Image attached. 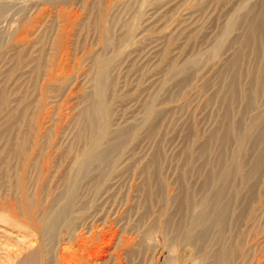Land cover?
Wrapping results in <instances>:
<instances>
[{
  "label": "rangeland",
  "instance_id": "rangeland-1",
  "mask_svg": "<svg viewBox=\"0 0 264 264\" xmlns=\"http://www.w3.org/2000/svg\"><path fill=\"white\" fill-rule=\"evenodd\" d=\"M183 1L77 0L72 3H53L50 0H0V3L5 2L7 6L0 18V35L4 38L3 46H0V124H5L8 117H11L10 121L17 123V126H13V132L16 133L18 124L25 129L31 117L33 134L44 144L47 143L46 148L34 147L31 151L27 166L28 193L32 195L39 190L37 182L45 184L40 177V167L51 164L52 161L44 159L54 160L55 164L67 151L69 159L73 155L75 158L80 156L78 149L73 147L76 134L83 126L82 114L88 112L83 116L86 120L90 117L89 106L92 100L97 99L94 88L100 80L92 69L95 55L105 61V66L109 64L107 66L110 68L107 67V70L111 73L110 80L115 79V87H107L106 82L100 93L103 98H99L101 102H109L112 97L117 101V104L111 106L113 110L109 115L112 118H108L110 131L126 128L131 124L139 127L146 124L138 137H118L124 143L125 155L118 167L121 170L117 169V178L107 181L104 187L107 193L103 198L89 201L87 195L84 199L87 205L84 201L82 204L85 208L79 211L75 208L74 213L80 219L76 233L62 230L60 238L51 246L57 258L63 254L66 260H70L68 258H74V254L79 252L78 257L85 256L89 264H100L102 259L98 255L102 253H97L105 250L103 256H108L106 264H176L178 261L175 258L169 262L170 251L162 243L155 225L163 222L167 216L173 217V221L177 220V202L173 200L180 190L181 173L190 171L189 181L193 190L199 194L198 198L204 192L200 189V177L213 164L214 148L210 149L211 154L205 161L207 164L196 162L197 170L193 168L194 165L192 170L185 167L183 153L191 145V139L187 137L191 127L194 126L199 139L203 140L216 130L220 114L228 104L227 78L223 76L225 72L218 71L226 62L230 48L223 54V46V55L216 61L208 57V53L213 50L217 41L225 40L222 41L225 45L233 37V33L225 34L220 29L223 21L217 25L214 22L210 24L209 21L218 11H213V15L209 12L203 14L185 11ZM99 10L103 11L100 18L103 20V27L96 29L94 21L98 20ZM203 19L206 22H202ZM128 31L131 32V41L122 43ZM238 32L241 33L239 30ZM230 45L240 47L238 41ZM253 66L255 65L250 59L240 65V74L243 75L239 78L241 85L246 86L258 75L251 74ZM176 83L180 85L177 86ZM91 97L94 99H90ZM149 102H152V108L161 113V116L146 122L144 116ZM243 104L241 98L234 101L231 119L241 112ZM23 106H28L27 117L20 119ZM148 131H153L151 137H146ZM6 135V131L1 132L0 151L6 148L3 147L5 140H2L3 136V139L7 138ZM154 150L162 152L159 175L163 178L162 181L165 180L163 188L166 187L164 191L168 201L170 200L168 203H163L165 200L167 202L164 191H161L160 199L147 202L142 188L144 176L141 171ZM248 158L249 156L245 158L246 161ZM6 163L9 164V161L2 162L0 166L5 167ZM10 163L15 167L13 161ZM201 165L205 167L204 170ZM54 168L55 166L52 169ZM0 182V197L3 199V207L0 209V264H6L19 247L29 248L35 245L30 234L40 233L35 232V227L27 216L21 215L16 208L18 199L12 192L14 188H11V183H4V180ZM2 185L6 186L7 192ZM51 185L52 195H55L60 189L55 183ZM151 190H154L153 187ZM257 191L261 200L259 199L260 203L258 199L255 200L252 206L258 211H255L254 217L239 222L232 231L238 237L236 242L244 244L242 255L235 261L236 264H264V172ZM164 204L167 209L163 207ZM42 205L44 208L41 206V209L49 206L45 202ZM38 215L37 212V224L41 227L43 219L39 220ZM90 215L93 216L89 219ZM84 217L86 222L90 221V225L87 223L84 226L85 223L81 220ZM189 222L190 220L184 223L185 228ZM147 229L151 231L149 236L145 235ZM81 239L86 241L82 243ZM109 240L111 247L107 244ZM78 247L82 249L79 250ZM177 252L182 264L198 263V259L190 258L193 252L183 245Z\"/></svg>",
  "mask_w": 264,
  "mask_h": 264
},
{
  "label": "bare ground",
  "instance_id": "bare-ground-1",
  "mask_svg": "<svg viewBox=\"0 0 264 264\" xmlns=\"http://www.w3.org/2000/svg\"><path fill=\"white\" fill-rule=\"evenodd\" d=\"M50 1H53V3L70 1L72 3V1L77 0ZM4 3H0V18L7 10V6ZM152 5H154V3ZM182 6L185 11L201 12L203 14L209 12L213 15L215 14L213 11H218L216 16L209 21L210 24L214 22V24L217 25L218 22L221 23L223 21L221 23L222 25H220V29L223 30L225 34L233 33V37L231 39L229 38L228 44H226V42L225 45H223V40L217 41L212 48L213 50L208 53V57L216 61L230 50L226 62L218 71L219 73L225 72L223 76L227 78L226 96L228 104L223 109L222 114H220V122L216 130L209 133L203 140L201 138L199 139V133L194 126H192L191 129L189 127L190 130L187 134V137L191 139V145L183 153L185 157L184 165L186 168L192 170V166L194 165L193 168L196 169V162H202L203 165L207 164L205 161L211 154L210 149L214 148L215 151L213 153V164H210L211 167L209 169L207 168V171H204V175L200 177L202 180L199 183L200 189L204 191L203 194L201 193L202 196L198 198V193L193 190V185L189 181L190 171L187 170L181 173L179 177L180 190L178 196H176L177 198L173 200L175 203L177 202V220L173 221V217L170 218L167 216L163 222L156 224L155 228L160 233L162 243L166 245L168 247L167 249L170 251L169 262L174 261L176 258L178 260L176 264H182L177 250L183 245L185 249H189L193 252V256H190V258L194 257L198 259L197 264H236L237 262L235 263V261L242 255V245L244 244L241 245L240 242H236V240H238L236 239L237 236L232 234V231L239 222L248 220L249 217L255 215V211H258L254 210L252 203L257 199L258 203H260L259 201L261 199L259 198L257 190L259 180L264 172V0H184ZM97 13L98 20L95 19L94 25L96 29H101V26L103 27V20L100 18L103 15V11L99 10ZM203 21L205 20L203 19L202 22ZM238 30L241 31V33H239ZM218 32L220 33V31ZM130 33L131 32L128 31L125 34L122 43L127 44L131 41L129 40L131 36ZM3 40V36L0 35V46H3ZM235 41L240 43V47L235 48L230 45ZM105 43H107V41ZM223 46H225L224 50ZM228 47L230 48L229 50ZM222 50L223 52L225 51L223 54L221 53ZM94 57L95 60H93L92 69L94 75L100 79L98 80V85L94 88V94L97 96V99L93 97L90 98L94 99L89 106L91 110L90 117L86 120L83 116H86L88 112L84 115L82 114L81 119L83 126L80 127L81 129L78 134H76L74 146L72 145L74 148L76 147V149H78L80 156L75 158L73 155V158L69 159V151H67L64 157L60 158V160H56L55 164L54 160H50L49 158L44 159L48 162L52 161L51 164H44L40 167V177L45 184L43 182L41 184L37 182L36 184H38V186L40 185V188L32 195L28 193V161L34 147L43 149L47 147V143H45L46 146H44L45 144L38 140L37 136L33 134L34 128L31 117H29V123L25 129H22L18 124V130L15 128L16 133L13 132V126H17V123L10 121L11 117H8L5 124H0V130L3 129L2 131H6L7 133L6 139H3L5 135L3 138L1 136L2 140H5L4 146H2L6 148L0 151V164L7 160L9 161V164L6 163L5 167L0 166V181L4 180V183H11V188H14L12 192H14V195H17L18 199L16 208L20 210L21 215L27 216L28 220L34 225L35 232L40 233L30 234V237L34 238L33 244L35 245L29 248H25L24 246L19 247L17 253L14 252L15 255L14 257L12 256L13 258L11 261L6 264H89L85 256L78 257L79 252L74 254L73 257L75 259L70 257L68 258L70 260H66L63 254L57 258L51 246L59 237L62 230L76 233L75 229L80 219H78L79 216L74 213L76 211L75 208H77L78 211L79 209L83 210L85 208L82 204L87 195H89V201L103 198L107 193V190L104 189L105 185H107L110 180L117 178V171L121 170L118 167L122 164L120 162L125 155L123 154L124 143L123 141H119L118 137L122 135L138 137L144 126H146V124H143L142 127H139L137 124H131L126 128L110 131L111 126L108 118L111 117L109 114H111V110H113L111 106L117 104V101L112 97L111 99L109 98V102H101L100 96L102 97L103 95H100V93L103 87L106 86V82L108 83L107 87L109 85H114L113 87H115V79L112 81L110 80L111 73L107 70V67L110 68V66H107L109 64L105 66V61H101L99 56L96 57L95 55ZM247 59H250L253 65H255L252 68L251 74L253 75L256 73L258 75L252 78L246 87L239 83V78L243 76L240 74L239 67L242 62ZM178 85H180V83H178L177 86ZM239 98L244 101L243 108L235 118L231 119V112L233 111L232 104ZM151 103L152 102H149L145 110L146 114L144 120L146 122L150 119H159L161 116V113H158L157 110L152 108ZM27 110L28 106H23L20 111V119L27 117ZM2 131H0V135ZM150 131L146 133V137H151L153 131ZM201 140L202 142H200ZM36 142H38V144ZM70 151L72 154V150ZM161 153V151L157 150L151 154L152 156L150 158L148 157L149 160L141 171L144 176L142 188L147 202L158 199L160 197L159 195L162 194L161 191H164L166 188H163V182L165 180L162 181L163 178L161 179L159 175L161 172L160 162L163 157ZM247 156H249V158L246 161L245 158ZM12 161L15 167L11 165L10 162ZM53 166H55L54 169H52ZM52 183L57 184V187L60 189L55 195H52ZM3 187H5L7 192L6 186ZM151 187H153V191ZM0 192L2 193V191ZM40 197H42V199ZM1 200L3 201L2 197H0V209L3 207ZM165 201L163 203H168L170 200L168 201L167 198V202ZM44 202L49 206L46 209H41V206L43 207L42 203L44 204ZM85 202L87 203V201H84V203ZM165 206L164 204L163 207L166 208L167 206ZM37 212L39 213L38 219H43L41 227L37 224ZM162 212H164V209ZM32 213L33 215L31 216L30 214ZM111 213H113V211ZM190 215L192 217H190ZM92 216L90 215L89 219ZM11 219L13 218L11 217ZM81 220L85 223L84 226H86L88 223L86 222V218L84 217ZM188 220H190L189 225L185 228L184 223L186 221L188 222ZM103 226L105 225L103 224ZM80 229L83 230V228ZM84 229L86 230V227H84ZM170 229L171 232H174H172L174 235L169 232ZM150 232L151 231L147 229V234L145 235H151ZM76 239L78 241V238ZM82 240L83 239H81L82 243L86 241ZM107 244L111 247L110 240ZM78 248L79 250L82 249L81 247ZM105 252V250H102L97 253V255L102 253L100 256L98 255V257L102 259V263L100 264H106V262H108V256H103ZM6 260L8 261L9 259ZM77 260H80L79 263L76 262Z\"/></svg>",
  "mask_w": 264,
  "mask_h": 264
}]
</instances>
